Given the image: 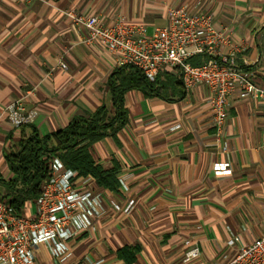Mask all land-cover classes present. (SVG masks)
Returning <instances> with one entry per match:
<instances>
[{"label": "crops", "instance_id": "obj_1", "mask_svg": "<svg viewBox=\"0 0 264 264\" xmlns=\"http://www.w3.org/2000/svg\"><path fill=\"white\" fill-rule=\"evenodd\" d=\"M171 6L211 14L215 30L244 46L235 54L236 65L264 85V0H0L5 178L10 173L4 154L27 131L9 123V101L22 98L36 111L30 124L40 135L101 104L111 107L107 80L119 65L103 46L86 41L87 29L73 24L67 12L97 14L107 23L140 22L151 33L167 24ZM167 75L177 78L164 67L160 77ZM172 78L164 97L127 91V123L116 139L104 137L89 146L103 169L116 167L119 185L114 190L90 175L76 177L78 187L93 192L98 214L87 229L71 228L66 264H222L264 233V99L233 95L217 127L207 88L182 85L178 92ZM216 164L230 171L215 173ZM24 212L32 213L30 204ZM185 240L200 250L189 262L182 261ZM33 252L35 264H62L48 242Z\"/></svg>", "mask_w": 264, "mask_h": 264}, {"label": "built area", "instance_id": "obj_2", "mask_svg": "<svg viewBox=\"0 0 264 264\" xmlns=\"http://www.w3.org/2000/svg\"><path fill=\"white\" fill-rule=\"evenodd\" d=\"M66 15L73 24L86 28V41L103 46L116 65L131 64L150 81L168 67L173 69L184 89L204 85L217 127L224 121L233 95L240 100L264 99V85L256 83L249 71L236 65L235 54L244 49L243 44L215 30L209 13L171 6L166 12L167 24L155 27L151 33L140 22L107 23L97 14L67 12ZM197 55L206 58L199 64L190 63L189 59ZM59 65L66 68L61 61ZM5 113L14 128L31 123L36 116V111L28 109L22 98L9 101ZM214 171L230 170L225 164H216ZM76 177L75 170L53 157L50 175L42 182L40 195L33 203L35 210L30 215L14 213L0 193V264H35L33 247L43 242H48L54 256L66 264L71 257L66 244L71 228L87 229L98 214L93 192L78 187ZM131 204L130 199L124 210ZM114 207L119 208L116 204ZM185 244L182 261L196 259L200 254L198 244L189 240ZM222 264H264V233L225 257Z\"/></svg>", "mask_w": 264, "mask_h": 264}, {"label": "trees", "instance_id": "obj_3", "mask_svg": "<svg viewBox=\"0 0 264 264\" xmlns=\"http://www.w3.org/2000/svg\"><path fill=\"white\" fill-rule=\"evenodd\" d=\"M193 57L189 59L192 64H199L206 58L203 55ZM163 69L150 81L135 66L121 64L112 70L107 80L111 107L101 104L91 112L75 115L63 128L44 135H40L30 123L20 126L27 131L22 130L18 141L3 158L10 176L5 178L0 169V184L6 187L2 197L14 213L26 215V204H33L40 195L41 184L50 175L53 157L59 158L65 167L75 170L76 176L90 175L99 185L117 189L116 167L103 169L94 161L89 146L104 137L116 139V133L127 123V91L139 89L146 96L164 97L169 86L166 81L172 77L167 75V80H162L160 73ZM172 79L173 88H178L180 92L181 81Z\"/></svg>", "mask_w": 264, "mask_h": 264}, {"label": "rangeland", "instance_id": "obj_4", "mask_svg": "<svg viewBox=\"0 0 264 264\" xmlns=\"http://www.w3.org/2000/svg\"><path fill=\"white\" fill-rule=\"evenodd\" d=\"M0 169H3L2 168V164H0ZM5 174V173H4ZM6 190V187L3 186L2 184L0 185V193H3L4 191ZM31 205V209H32V212H34L35 210V206L33 204H30Z\"/></svg>", "mask_w": 264, "mask_h": 264}]
</instances>
